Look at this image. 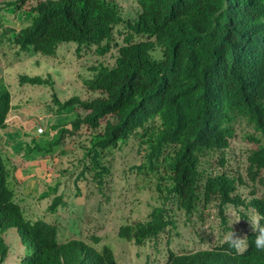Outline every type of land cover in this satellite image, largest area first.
Returning <instances> with one entry per match:
<instances>
[{
	"label": "trees",
	"instance_id": "obj_1",
	"mask_svg": "<svg viewBox=\"0 0 264 264\" xmlns=\"http://www.w3.org/2000/svg\"><path fill=\"white\" fill-rule=\"evenodd\" d=\"M26 1L11 5L21 8ZM137 5L136 16L126 18L110 0L40 1L26 6V25L10 37L11 29L4 35L26 55L54 56L60 44L69 42L77 45L76 52L87 48L99 57L113 50L111 66L98 63L82 77L86 91L96 95L61 102L52 92L56 111L80 109L83 115L77 112L69 124L51 123L39 134L24 132L23 142L14 146L29 158L57 145L62 154L63 138L84 126L96 131L84 139L80 174H88L100 188L111 173L103 156L131 141L144 158L139 172L153 174L155 190L166 194L159 196V206L151 208L146 220L118 229L120 238L142 246L172 237L178 212L189 217L217 206L222 216L227 204H250L237 194L238 185L244 184L240 177L214 175L207 163L215 155L223 166L220 155L237 124L250 125L264 139V0H137ZM157 48L160 55L154 54ZM19 82L53 83L50 77L26 75ZM10 98L0 77V264L8 256L3 234L9 228L17 230L29 252L20 264H118L108 245L59 240L53 214L67 202L52 187L39 195L43 199L53 194L49 221L24 215L16 202V196L21 198L15 187L18 168L3 144L4 134H11L6 123ZM106 117L110 120L100 125ZM261 170L264 144L248 157V178L255 182ZM64 171L59 169L58 175ZM251 204L264 214V201ZM252 235L241 255L223 243L196 252L168 250L162 264H264V252L255 250Z\"/></svg>",
	"mask_w": 264,
	"mask_h": 264
},
{
	"label": "rangeland",
	"instance_id": "obj_2",
	"mask_svg": "<svg viewBox=\"0 0 264 264\" xmlns=\"http://www.w3.org/2000/svg\"><path fill=\"white\" fill-rule=\"evenodd\" d=\"M5 1L8 0L3 2ZM110 1L120 8L122 16L126 15V18L135 17L139 10L137 0ZM14 9L15 7L9 11V14L12 15ZM76 47L77 45L72 42L62 43L57 47L54 56L26 55L9 45L2 37L0 38V76L3 75L2 80L11 96L12 105H19L15 111L17 114L12 115L14 120L18 122L17 125H14L18 128H14L19 130L16 134H11L15 140L21 137L23 128L32 134H39V127L44 131V128L51 123L64 124L73 119L77 112L79 115L84 114L80 109L56 111V106L52 103V92L61 102L72 96H78L84 100L96 95L97 93L86 91L82 85V77H88L90 75L88 68L98 63L111 66L114 62L111 56L113 50L105 56L99 57L94 54L93 50L87 48L81 49L78 53ZM156 52L160 55L159 48L154 54ZM20 75L50 77L53 82L52 87L49 84L41 86H31L28 83L21 84L19 82ZM25 101L27 104L24 103ZM49 107H51L50 111H48ZM106 120L110 119L106 117L100 125H104ZM12 122L11 119L10 123ZM7 130L11 133L14 131L11 126ZM91 132L96 133V131H91L84 126L82 130L61 140L60 144L65 148V155H60L58 161L57 158H55L56 160L51 159L46 169L45 164L39 165L43 171H52L51 178L44 184L41 181L31 182L40 173L31 169L30 161L22 156L20 150L16 151L18 144L16 146H14L16 143L12 144L11 148V145L7 143L9 140L3 143L4 150L18 168L16 176L19 184H16L15 187L19 190L22 205L25 206L28 215L31 217L44 218L47 216L45 214L53 194L52 197L45 199H39L37 196L46 185L54 182L57 169L66 168L64 171L66 173H62L57 178L60 184H55L52 187L53 192L58 191V195H62L63 200L68 205L65 208L59 207L58 217L55 216L60 235L59 240L80 238L97 248L108 245L112 249L118 264H162L167 252L165 235L155 252L150 243H147L146 246H136L132 242L120 238L117 234L120 226L144 220L152 207L159 206L157 193L150 189L152 177L147 175L145 177L136 168L142 162L141 154L138 151L135 152L134 145L132 146L130 143H126L120 149H113V153L105 163L111 174L98 188L88 174L84 173L81 176L79 171V167L84 164L81 159L82 145L84 139ZM248 135L259 137L260 142H264V139L250 125L243 123L235 126L234 136L229 141L231 144L230 169L232 173L240 174L247 183H250L246 176L245 160L242 161V158H245L247 152L255 148L257 143L249 139ZM25 141H28V138ZM40 160L43 159L40 158ZM238 161L242 162L236 165ZM42 175L39 177L43 178ZM25 183H28V190L32 192L26 198L23 197V193L28 192L25 189ZM256 189L257 193L261 195L262 190L258 186ZM240 191L246 193V190L242 188ZM16 200L18 202L17 196ZM209 210L208 214L204 216L203 222H199L195 216L196 220L193 226H185V218L180 214L176 216L179 236H174L168 240V248L176 252L198 250L223 241L227 231H224L216 210L212 208ZM250 213H252L251 210L247 212L248 216ZM45 220L49 221L48 219ZM237 220H241L238 213L233 207H228L226 210L227 225L231 228ZM243 224L240 221L233 225L234 231L238 234L242 233L240 230ZM245 226L249 227L248 223ZM91 236H96L99 239L98 242H93L90 239ZM3 237L8 246V256L4 264H20V259L28 255L29 252L26 246L20 242L16 230L8 229Z\"/></svg>",
	"mask_w": 264,
	"mask_h": 264
},
{
	"label": "clouds",
	"instance_id": "obj_3",
	"mask_svg": "<svg viewBox=\"0 0 264 264\" xmlns=\"http://www.w3.org/2000/svg\"><path fill=\"white\" fill-rule=\"evenodd\" d=\"M16 0H14V1H7V3H6V5H4V6H6V7H10L11 9H13V5H11L13 2H15ZM40 1H45V0H27L26 1V3L25 4H23L24 6H22V7H25V10H26V6L27 5H29V4H35V3H37V2H40ZM10 9V10H11ZM17 9H19V8H15L14 9V13L16 12V10ZM27 11V10H26ZM28 12V11H27ZM13 13V14H14ZM8 15H9V13H8ZM0 18H2L1 17V15H0ZM0 22H2L1 20H0ZM27 23H28V20H27ZM26 23V24H27ZM2 24H3V22H2ZM26 24H24V25H26ZM24 25H22V26H24ZM21 26V27H22ZM20 27V28H21ZM19 28V29H20ZM19 29H17V30H19ZM6 30H10V28H8V29H6ZM17 30H15V29H11V32H10V34L8 35L9 37H10V35L12 36V35H14V32L15 31H17ZM1 78L3 77V75L2 76H0ZM51 79V78H50ZM11 97V96H10ZM57 98V97H56ZM11 99V98H10ZM25 104H27V102L25 101L24 102ZM19 105H17V106H13L12 105V103H11V110L13 109V111H17L16 110V108L18 107ZM51 110V107H49L48 108V111H50ZM75 110V109H74ZM69 111V110H68ZM9 113H10V111H9ZM8 116H9V114H8ZM8 116H7V119H8ZM7 119H6V123H7V125H8V127L10 126L9 124H8V121H7ZM70 122L68 121L67 123H65V124H69ZM239 124H237L236 126H238ZM24 126V125H23ZM14 127H18V126H14ZM45 129V128H44ZM43 129H41V127H39V133L42 131ZM254 130V129H253ZM19 131V130H18ZM98 131V130H97ZM255 131V130H254ZM22 133H24V132H27V133H30L28 130H25V128H23V131H21ZM259 136H261V134H260V132L259 131H255ZM22 133H21V136H22ZM32 134V133H31ZM35 135V134H34ZM71 135H73V134H71ZM253 136V135H252ZM262 137V136H261ZM249 138V137H248ZM250 139V138H249ZM255 139H258L257 141H255V140H253V141H255L256 143H257V146L255 147V148H253V149H250L248 152H247V154H246V156H245V158H242V161H244L245 160V164H246V167H247V165H248V157L251 155V153L253 152V151H255V150H257L260 146H262L263 144H264V142L263 143H261L260 142V138L259 137H256ZM263 139V138H262ZM230 141V140H229ZM127 143H130V144H132V142L131 141H128ZM78 144H80L79 142H78ZM82 144V143H81ZM61 146H63V145H61ZM83 146V145H82ZM122 146H124V145H122ZM121 146V147H122ZM132 146H133V144H132ZM58 145L57 146H55V148L53 149V150H51V151H49V152H42V154H37L36 156H33V157H31V158H29V156H27L25 153H24V151H21L22 152V156L25 158V159H27L28 161H31V160H34V159H37V161H42L43 163H46L45 164V169H46V167H48V165H49V161H51V159H54V160H56L55 158H57V161H58V159L60 158V155H65V151H63V153L62 154H60L59 153V151H58ZM134 147V146H133ZM64 148V147H63ZM117 149H120L119 147H117L116 148V150ZM64 150H65V148H64ZM230 151H231V144H229L228 145V148H225V150L223 151V153L220 155V158H223V159H220V161L221 162H224V164H223V166H220V162H219V159H217V156H215V155H213L212 156V158L211 159H209L208 160V163L207 164H209V162L211 163V165L213 166V168H212V174H214V175H216V174H220V173H223V172H229V173H231V174H233V175H235V176H237V177H240L242 180H243V185H238V187H237V194H239V195H243V197L247 200L246 202H249L250 201V204L248 205V204H243V205H239V206H235V205H233V204H227L226 206H224V211H223V214H222V216L218 213V209L216 208V207H213V206H210V207H207L206 209H204L203 210V212L201 213V214H198V213H193L191 216H189V217H187L186 215H184L182 212H178L177 214L179 215H181V216H183V218H185V220H184V225L185 226H187V225H190V226H193L194 224H195V220H196V218H197V220L199 221V222H203V220H204V216L205 215H207L208 214V212L210 211L209 209L210 208H212V209H214V210H216V212H217V216L219 217V219H220V221H221V223H222V225H223V227H224V231L226 232L225 233V235H224V237H223V241H219L218 243H216L215 245H213V246H211V247H208V248H200V249H198V250H187V251H178V252H196V251H199V250H211V249H213V248H215V247H217V246H220V245H222L223 243H225V244H227V246H228V249L230 250V251H234L235 252V254L236 255H241V254H243L247 249H248V247H249V245H248V236H249V234H253L252 236H253V244H254V248H255V250L256 251H258V252H264V214H260L259 212H258V210L251 204L252 203V201H255V200H262V201H264V180H262V177L264 176V170H261V172H260V175L257 177V180L255 181V182H252L249 178H248V176H247V172H246V176H247V178H248V180L250 181V183H247L246 181H245V179H243L242 178V176L240 175V174H238V173H232L231 172V169H230V167H231V161H230ZM135 152H137V151H135ZM113 153V151L111 152V153H109V154H107V155H105V156H103L104 158H106V161L109 159V156L111 155ZM82 154H83V151H82ZM142 156V155H141ZM40 158L41 159H43V160H40ZM81 159H82V156H81ZM242 161H238L237 163H236V165H239ZM142 163H144V158H143V156H142V162L138 165V167H136L137 169L140 167V165L142 164ZM206 164V165H207ZM80 168V167H79ZM62 169H66V168H63L62 167ZM51 170V169H50ZM59 169H57L55 172H56V178H55V180H54V182L52 183V184H49V185H46V187H44V190L43 191H47L50 187H53L55 184L57 185V184H60V182H58L57 181V178H58V173L59 172H57ZM245 170H246V168H245ZM80 172H81V170H79ZM139 171V170H138ZM42 173H43V175H42ZM42 173L39 175V176H43V178H40L39 176L37 177H35L38 181H41V182H43V184H44V182H48V180L51 178V176H52V171H49V172H46V171H42ZM64 173H66V172H64ZM140 173V172H139ZM111 174V173H110ZM110 176V175H109ZM109 176H107V178L109 177ZM147 176L148 177H152V181H151V186H150V189L151 190H153V191H155L156 193H157V203L159 202L160 203V201H159V196H161L162 198H165V196H166V194L165 193H163V192H159L158 190H155V181H154V178H153V174H147ZM145 177H146V175H145ZM106 178V179H107ZM155 180H156V185H157V181H158V178H157V176H156V178H155ZM257 186L262 190V194L260 195V194H258L257 192ZM245 187H247V188H245ZM244 189V190H246V193H242V191H240V189ZM42 191V192H43ZM58 191H54L53 192V194H57L58 195ZM40 194H42L41 192L38 194V196H37V198H39V199H41L40 197H39V195ZM49 197H52V196H49ZM26 198V197H25ZM46 198H48V197H46ZM43 199H45V198H43ZM18 204L20 205V207H21V209H22V211H23V213H24V215L27 217V218H29V219H35L34 217H31V216H29L28 215V213H27V209L25 208V206L24 205H22V198H18ZM66 206H68L67 205V203H66ZM65 206V207H66ZM64 207V208H65ZM228 207H233L234 208V210L238 213V215L240 216V219L241 220H237L236 222H234L233 224H232V226H231V228L227 225V223H226V210H227V208ZM153 208V207H152ZM252 211V213H250V215L248 216V214H247V212L248 211ZM58 212H59V207L57 208V211H56V213L55 214H53V215H55V216H57L58 217ZM149 214V213H148ZM147 214V215H148ZM254 214V215H253ZM45 215H47V216H44L46 219H48V217H50V216H48L49 214H48V210H47V213L45 214ZM52 215V214H51ZM147 215H146V217L144 218V220H146V218H147ZM253 215V216H252ZM195 216H196V218H195ZM212 217V216H211ZM37 218H39V217H37ZM144 220H141V221H144ZM240 221H242L244 224H243V226L241 227V230H240V232H242V233H237L236 231H234V229H233V225H235V224H237V223H239ZM57 222V221H56ZM138 222H140V221H138ZM137 223V222H136ZM246 223H248V225H249V227H247V226H245V224ZM132 224H134V223H132ZM126 225H129V224H126ZM239 226V225H238ZM121 227V226H120ZM119 227V228H120ZM246 227H247V229H246ZM10 229V228H9ZM13 229H15V228H13ZM8 230V229H7ZM6 230V231H7ZM16 230V229H15ZM5 231V232H6ZM16 232H17V230H16ZM173 232V236L172 237H174V236H176V237H178L179 236V231H178V229H177V226H176V228H175V230H173L172 231ZM117 233H118V231H117ZM177 233V234H176ZM5 234V233H4ZM4 234H3V236H4ZM18 234V233H17ZM18 237H19V235H18ZM172 237H169L168 235H166V240H165V244H166V246H167V252H168V250H172V249H169L168 248V245H169V241L167 240V238H170L169 240H171V238ZM3 239H4V237H3ZM74 239H80V238H74ZM162 239L163 238H159L157 241L155 240V242L154 241H147V242H145L144 243V245H142V246H146V244L147 243H150V244H152V246H153V248H154V250H155V252L157 251V248H158V246H159V244L162 242ZM20 240V239H19ZM84 242H85V240H84ZM128 242H130V241H128ZM133 243V242H132ZM172 251H174V250H172ZM176 252V251H175ZM166 256V255H165Z\"/></svg>",
	"mask_w": 264,
	"mask_h": 264
},
{
	"label": "crops",
	"instance_id": "obj_4",
	"mask_svg": "<svg viewBox=\"0 0 264 264\" xmlns=\"http://www.w3.org/2000/svg\"><path fill=\"white\" fill-rule=\"evenodd\" d=\"M4 0H0V15L2 18L1 21L3 22L2 25H0V38L2 37L3 39L6 38V36L4 35L5 34V30L10 28V29H19L22 25L26 24L27 23V20H28V13L27 11L25 10V7H21L19 9L16 10V12L14 14H9V11H10V7H6L4 5H6L7 1L3 2ZM9 1V0H8ZM10 1H14V0H10ZM17 112L13 111V109L10 111L9 113V116H8V124L13 128V132L10 133L11 134H16V132H19L18 131V127L17 128H14V125H17L18 122L16 120H14V117L12 115H16ZM11 119L13 120L12 123H10ZM27 130V129H25ZM23 131V129H22ZM11 134H7L5 135L4 134V137H3V143H5L7 140V143H9L11 145V148H12V144H15V143H20V142H23V138L19 137L17 138V140H15V138H13V135ZM8 144V145H9ZM9 145V146H10ZM30 167L31 169H34L36 170L35 172L37 173H42V169L39 167V165H43V164H46V163H42L41 164V161H37V159H34V160H31L30 162ZM38 169V170H37ZM17 172V170H16ZM29 178V176H27ZM17 178V176H16ZM18 180V179H17ZM38 180L35 178L34 180H32L31 182H37ZM25 189L28 191V192H25L23 193V197H28L29 194L31 193L30 190H28V183H25Z\"/></svg>",
	"mask_w": 264,
	"mask_h": 264
}]
</instances>
